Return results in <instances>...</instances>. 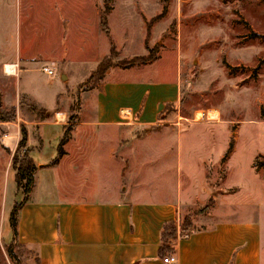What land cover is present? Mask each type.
<instances>
[{
    "label": "crops",
    "instance_id": "crops-1",
    "mask_svg": "<svg viewBox=\"0 0 264 264\" xmlns=\"http://www.w3.org/2000/svg\"><path fill=\"white\" fill-rule=\"evenodd\" d=\"M71 1L77 10L76 0H0L2 103L20 108L25 105L21 100L25 96L26 104L45 109L41 121L35 119L33 111H26L28 119L23 109L19 112L28 133L27 146L37 166L35 186L19 211V243L33 250L40 264H264V210L258 211L255 204L242 210L238 206L232 209L229 201L221 197L238 188L230 191L231 187L209 180L207 150L217 142L216 137L211 135L203 143L207 152L202 157L205 172L200 179L203 199L188 197L179 192L178 186L174 189L168 185L175 178H183L184 128L181 123L160 125L167 104L179 100V86L173 79L146 78L141 72L130 70L136 64L118 71L114 67L108 69L100 83L88 91L93 92L92 102L87 110L82 103L64 145L65 153L53 163L70 110L59 102L62 92L54 86L55 79L40 89L33 72L44 71L42 67H49L50 63L61 62L64 66L73 62L75 10L71 14L65 12V5H71ZM38 10L45 11V18L36 14ZM93 17L95 34H99L103 30L98 16ZM64 21L68 33L63 40ZM49 35L54 39H49ZM94 48L98 50L97 44ZM90 53L88 60H78L81 64L92 62L89 71L108 52L97 53L95 59ZM6 66L14 71L6 72ZM8 92L12 95L10 101L5 98ZM207 112L203 116L207 117ZM1 129L6 133L0 135V213L4 221H9L14 202L23 198L17 191L12 167L21 124L2 122ZM9 131L15 139L6 144ZM235 139L233 136V143ZM234 148L235 145L231 154ZM180 187L183 191L182 184ZM211 198L214 203L199 224V219L194 218L196 229L184 234L178 231L173 240L176 261L164 262L169 255H159L164 226L178 225L185 215ZM221 201L227 206L225 210H220ZM239 213L243 215L238 216Z\"/></svg>",
    "mask_w": 264,
    "mask_h": 264
},
{
    "label": "rangeland",
    "instance_id": "rangeland-1",
    "mask_svg": "<svg viewBox=\"0 0 264 264\" xmlns=\"http://www.w3.org/2000/svg\"><path fill=\"white\" fill-rule=\"evenodd\" d=\"M104 1L76 0L77 10L72 1L71 5H65L68 14L75 10V28H81L80 31L75 29V35H71V48L75 47L71 51L73 62L64 66L61 62L55 65L50 63L49 67L52 66L54 70L51 76L37 69L33 72L37 86L43 89L55 79L54 86L62 92L59 102L69 107L70 114L74 112L77 100V112L82 108V103L83 109L87 110L93 99V92L88 94L91 88L86 87L92 83L89 77L98 64L110 55L111 39L117 49L111 66L114 71L127 68L120 65L123 60L147 56V46L154 48L153 59L137 62L133 64L137 67L130 70L141 72L146 78L173 79L179 86V100L163 112L160 125L178 126L181 123V128H184L181 140L183 178H175L167 184L174 189L178 186L179 192L188 197L203 199L201 193L204 189L200 179L205 167L202 166V157L208 152L209 180L231 187L228 189L230 191L238 188L221 199L226 198L232 209L238 206L242 210L255 204L258 211L261 208L264 210V166L261 165L264 162V0H110L107 25L111 36L104 32L100 24ZM84 7L92 9L86 11ZM163 8H166L165 13L158 16ZM36 14L44 18L46 15L45 11L40 10ZM94 14L98 16L103 30L99 34H95L97 26ZM67 29V21H64L63 34L61 32L63 40L67 37ZM49 36V39H54ZM96 44L98 50L94 48ZM81 48L85 51H79ZM89 52L94 59L97 53H108L89 71L92 62L81 64L78 61L79 57L88 60ZM11 97V92H8L6 101H10ZM21 100L26 106L19 108L12 105L17 111L16 124H24L19 119L21 109L25 119L30 118L26 111L35 112L34 106L45 110L33 103L26 104L25 96ZM12 106H5L0 95L1 108ZM210 109L219 111L217 120L206 115L197 117L199 112L205 114ZM9 132L6 144L15 139V134ZM4 133L6 130L1 129L0 135ZM211 135L217 138V142L206 152L203 143ZM233 136L236 137L235 148L227 162L226 158L221 157L228 152ZM220 159V164H216ZM2 160L3 156H0V166ZM2 184L0 174V187ZM207 204L185 215L178 225L175 223L177 230L183 228L185 217L190 223L187 229H196L194 218L199 219V224L201 216L208 213L212 206L207 208ZM220 206V210L227 207L224 201ZM9 230L12 234L9 221H4L0 213V264H35V252L25 245L14 247L11 254Z\"/></svg>",
    "mask_w": 264,
    "mask_h": 264
},
{
    "label": "trees",
    "instance_id": "trees-1",
    "mask_svg": "<svg viewBox=\"0 0 264 264\" xmlns=\"http://www.w3.org/2000/svg\"><path fill=\"white\" fill-rule=\"evenodd\" d=\"M104 2H105L104 3L105 7L100 16V24L105 30L106 34L108 36H111L110 28L107 25V13H109L111 10V7L109 5L110 0H105ZM165 10L166 8H163V11L158 16H162L165 13ZM148 32H149V29H148ZM147 48L149 50V54L147 56H135L129 60H126V61L123 60L122 62H120V65L122 66L124 65V67H128L140 61H148L150 59H153L154 54H152V52L154 51V48H149L148 46ZM116 53H117L116 45L113 39H111L110 55L105 57L98 64L97 68L94 70L92 75L89 77V81H91L92 83L89 86H86L87 89L94 87L105 77L106 72L114 63L113 57L116 55ZM169 105L170 104H167V106L165 107V110L169 107ZM78 108H79V102L77 100L76 104H74V107H73L74 112L69 115L68 124L64 126V134L58 145V155L54 159L53 163L56 162L58 158L62 157L65 153L64 145L69 140L72 129H73V125L75 124L76 119L78 118V113H77ZM33 109L36 112V120L37 121L43 120L45 117L44 115L45 110L40 109V108L38 109L35 106L33 107ZM16 119H17V111H16L15 106L6 107V108L0 107V121L1 122H15ZM27 140H28L27 129L24 124H21V137L18 142L17 148L14 151L13 156H12V167L15 170V182L17 186V191L23 194V198L22 200H16L14 202L13 207L10 212V216H9V224L12 229V240L9 245V251L11 252V254L13 253L14 247L18 245H23L19 243L18 241L19 211L28 202L29 195L35 186V172H36L37 166H36V163L33 157L30 154L31 150L27 146ZM233 146H234V143L232 140L229 145L228 152L226 153L224 158H226L229 155V153L233 149ZM261 165L264 166V162H262ZM211 205H213V198L210 199L206 207L208 208ZM189 225H190L189 219L188 217H185L183 228L179 230H177L175 223H168L164 226L162 234H161L162 244L159 249L160 256L164 257L168 254L174 253L175 248L173 246V240L176 238L178 231H180L181 234H184L190 231V227L188 228L189 230L187 229V226ZM35 264H40V259L36 254H35Z\"/></svg>",
    "mask_w": 264,
    "mask_h": 264
},
{
    "label": "bare ground",
    "instance_id": "bare-ground-1",
    "mask_svg": "<svg viewBox=\"0 0 264 264\" xmlns=\"http://www.w3.org/2000/svg\"><path fill=\"white\" fill-rule=\"evenodd\" d=\"M5 70H6V72L8 71V72H13L14 71V69H13V67H8V66H6L5 67ZM125 113V112H124ZM219 111L218 110H216V109H211V110H209L208 112H207V116H208V118H211V119H215V120H217L218 118H219ZM202 115H203V112H199L198 114H197V117L198 118H200V117H202ZM63 116H61V115H59V118H62Z\"/></svg>",
    "mask_w": 264,
    "mask_h": 264
},
{
    "label": "built area",
    "instance_id": "built-area-1",
    "mask_svg": "<svg viewBox=\"0 0 264 264\" xmlns=\"http://www.w3.org/2000/svg\"><path fill=\"white\" fill-rule=\"evenodd\" d=\"M42 69L48 74L53 75L54 70L48 66H43ZM176 261V255L175 254H169L164 258V262H175Z\"/></svg>",
    "mask_w": 264,
    "mask_h": 264
}]
</instances>
